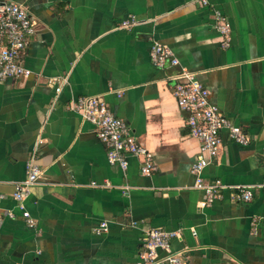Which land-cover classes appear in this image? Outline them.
<instances>
[{"label":"crops","instance_id":"1","mask_svg":"<svg viewBox=\"0 0 264 264\" xmlns=\"http://www.w3.org/2000/svg\"><path fill=\"white\" fill-rule=\"evenodd\" d=\"M12 1L37 26L23 57L31 74L0 80V264H143L141 237L154 227L180 230L172 250L192 264H264V0ZM214 8L230 23L227 47ZM131 15L139 24L119 27ZM154 39L251 137L242 145L222 131L203 175L227 187L210 205L191 171L199 141L169 70L151 60ZM81 95L104 96L152 152L153 174L136 157L125 170L109 161L94 125L70 106ZM32 155L44 183L24 201L30 225L13 190ZM239 184L251 200L231 198Z\"/></svg>","mask_w":264,"mask_h":264},{"label":"built area","instance_id":"2","mask_svg":"<svg viewBox=\"0 0 264 264\" xmlns=\"http://www.w3.org/2000/svg\"><path fill=\"white\" fill-rule=\"evenodd\" d=\"M208 4L209 0H201ZM215 27L222 36V45L227 47L231 42V26L225 14L214 8ZM139 24L136 16L131 15L122 20L121 28H131ZM36 22L27 8L12 0H0V80L5 78H24L31 74V69L23 61L24 54L36 30ZM153 64L169 70L168 78L173 84V95L179 109L186 114V123L191 134L199 141V154L191 166L196 175L195 187L203 191V205H210L216 198L223 196L227 185L220 179L210 180L204 177V169L216 158L223 144L222 131L226 130L233 141L247 145L250 135L227 118L220 108L210 101L209 89L200 81L198 74L181 65L174 49L159 39H154L150 49ZM55 83L52 78L49 80ZM63 81H66L64 79ZM60 86L56 88L57 91ZM71 108L77 111L84 120L91 122L100 139L106 145L108 159L127 169L130 157H136L141 163V172L151 175L157 170L152 152L133 133L126 121L118 117L102 95H81L71 102ZM44 168L32 155L26 162V177L15 182L13 198L23 210L26 221L33 225L34 219L26 210L24 201L31 188L42 184ZM264 186V182L262 184ZM231 192L234 201L252 199L251 186L236 185ZM4 196V195H1ZM9 216L14 213L9 211ZM133 225H137L133 221ZM108 229L103 222L96 231ZM181 236L180 230H169L154 227L142 235L143 264H192L188 258L171 247L172 239ZM161 252H163L161 254Z\"/></svg>","mask_w":264,"mask_h":264}]
</instances>
